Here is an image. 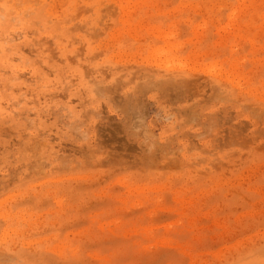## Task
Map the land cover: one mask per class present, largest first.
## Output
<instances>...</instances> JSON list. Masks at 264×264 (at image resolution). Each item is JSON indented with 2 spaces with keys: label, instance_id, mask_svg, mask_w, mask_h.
I'll return each mask as SVG.
<instances>
[{
  "label": "rangeland",
  "instance_id": "obj_1",
  "mask_svg": "<svg viewBox=\"0 0 264 264\" xmlns=\"http://www.w3.org/2000/svg\"><path fill=\"white\" fill-rule=\"evenodd\" d=\"M0 264H264V0H0Z\"/></svg>",
  "mask_w": 264,
  "mask_h": 264
}]
</instances>
